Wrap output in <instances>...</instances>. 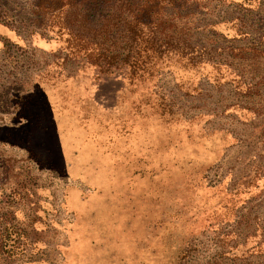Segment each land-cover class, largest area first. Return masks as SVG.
<instances>
[{
  "label": "rangeland",
  "instance_id": "1",
  "mask_svg": "<svg viewBox=\"0 0 264 264\" xmlns=\"http://www.w3.org/2000/svg\"><path fill=\"white\" fill-rule=\"evenodd\" d=\"M145 1L192 63L98 76L60 34ZM0 264H264V0H0Z\"/></svg>",
  "mask_w": 264,
  "mask_h": 264
},
{
  "label": "trees",
  "instance_id": "2",
  "mask_svg": "<svg viewBox=\"0 0 264 264\" xmlns=\"http://www.w3.org/2000/svg\"><path fill=\"white\" fill-rule=\"evenodd\" d=\"M67 5L62 4L55 9L59 12ZM163 5L161 1L133 4L134 7L122 18L123 26L119 22L121 34L117 33L119 37L115 42L110 41L107 35L110 30L105 24L92 36L73 32L63 24L60 29L64 32L60 34H64V42L72 54L85 59L96 69L98 76L146 81L160 71H170L173 60L185 66L192 63L181 42L163 33L166 25L160 17Z\"/></svg>",
  "mask_w": 264,
  "mask_h": 264
}]
</instances>
